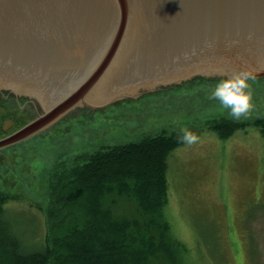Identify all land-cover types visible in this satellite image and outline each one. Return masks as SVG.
<instances>
[{
  "label": "rangeland",
  "instance_id": "374dc122",
  "mask_svg": "<svg viewBox=\"0 0 264 264\" xmlns=\"http://www.w3.org/2000/svg\"><path fill=\"white\" fill-rule=\"evenodd\" d=\"M219 80L196 75L136 97L79 109L38 134L1 148L0 189L16 195L3 205V216L22 250H36L44 240L41 207L56 164L71 166L77 155L103 145L183 127L197 129L199 143L182 144L169 153L168 200L163 207L171 235L183 245L181 264H264V132L250 124L220 137L208 128V119H232L217 100L209 99ZM250 84L254 109L243 121L264 117V76ZM38 113L36 107L20 104L15 94L0 91V114H13L14 127ZM109 200L117 214H138L131 197Z\"/></svg>",
  "mask_w": 264,
  "mask_h": 264
},
{
  "label": "water",
  "instance_id": "95a60500",
  "mask_svg": "<svg viewBox=\"0 0 264 264\" xmlns=\"http://www.w3.org/2000/svg\"><path fill=\"white\" fill-rule=\"evenodd\" d=\"M240 67L264 76V0H0V91L39 112L0 149L79 109Z\"/></svg>",
  "mask_w": 264,
  "mask_h": 264
},
{
  "label": "trees",
  "instance_id": "16d2710c",
  "mask_svg": "<svg viewBox=\"0 0 264 264\" xmlns=\"http://www.w3.org/2000/svg\"><path fill=\"white\" fill-rule=\"evenodd\" d=\"M254 125L264 132V117L251 121L215 117L208 128L220 137ZM198 135L197 129H189ZM179 130L103 145L59 162L48 179L44 240L24 252L4 218L3 205L16 195L0 189V264H181L183 245L170 233L163 215L168 200L167 157ZM131 197L138 214H117L109 198ZM111 202H109V201Z\"/></svg>",
  "mask_w": 264,
  "mask_h": 264
},
{
  "label": "clouds",
  "instance_id": "9594fccd",
  "mask_svg": "<svg viewBox=\"0 0 264 264\" xmlns=\"http://www.w3.org/2000/svg\"><path fill=\"white\" fill-rule=\"evenodd\" d=\"M211 89L209 99L219 102L223 109L228 110L234 120L248 118L254 109L253 91L250 81L255 78L251 68L240 67L230 73H224ZM178 140L186 145L193 146L199 143V136L187 128L181 127Z\"/></svg>",
  "mask_w": 264,
  "mask_h": 264
},
{
  "label": "flooded vegetation",
  "instance_id": "af4514ba",
  "mask_svg": "<svg viewBox=\"0 0 264 264\" xmlns=\"http://www.w3.org/2000/svg\"><path fill=\"white\" fill-rule=\"evenodd\" d=\"M24 106H29V105H25L24 104ZM31 106H34V105H31ZM0 120H1L0 130L3 133L2 136L6 135V134H9L10 132H12L15 129H17V127H14L16 121L14 120V115L13 114H8L7 116H1V114H0ZM12 127H13V129H10Z\"/></svg>",
  "mask_w": 264,
  "mask_h": 264
}]
</instances>
